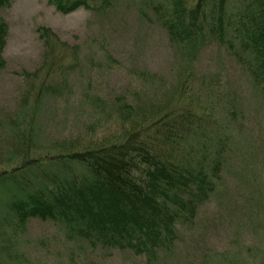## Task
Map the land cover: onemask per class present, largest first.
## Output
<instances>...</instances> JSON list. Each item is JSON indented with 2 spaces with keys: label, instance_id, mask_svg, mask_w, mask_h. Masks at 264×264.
I'll return each mask as SVG.
<instances>
[{
  "label": "rangeland",
  "instance_id": "374dc122",
  "mask_svg": "<svg viewBox=\"0 0 264 264\" xmlns=\"http://www.w3.org/2000/svg\"><path fill=\"white\" fill-rule=\"evenodd\" d=\"M172 1L0 4V264H264V73L238 16L251 8L225 0L218 34L207 0L202 29L181 41ZM132 131L210 179L171 235L134 247L59 214L18 215L14 203L51 201L88 174L69 153Z\"/></svg>",
  "mask_w": 264,
  "mask_h": 264
},
{
  "label": "trees",
  "instance_id": "16d2710c",
  "mask_svg": "<svg viewBox=\"0 0 264 264\" xmlns=\"http://www.w3.org/2000/svg\"><path fill=\"white\" fill-rule=\"evenodd\" d=\"M6 1L0 0V4ZM49 1L61 12L89 5L88 0ZM212 1L215 25L221 34L225 0ZM206 3L207 0H195L187 5L182 0H173L167 25L170 32L181 41L197 35V30L202 29ZM246 7L251 8L249 13L245 17L238 15L239 19L247 17L246 22H240L244 43L264 73V0H246ZM2 31L0 24V48ZM68 156L81 162L88 174L62 184L51 201L36 192L29 195L28 207L14 203L21 218L30 215L43 219L59 214L66 221L81 222L85 235L93 229L104 241L118 244L125 238L138 247L149 236L156 240L171 235L170 223L181 209L190 210L191 199L204 194L210 183L204 170L191 171L165 161L153 151L152 145L138 140L133 131L120 142L73 151Z\"/></svg>",
  "mask_w": 264,
  "mask_h": 264
}]
</instances>
